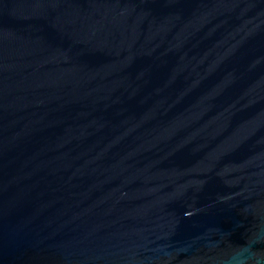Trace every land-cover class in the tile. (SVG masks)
Returning a JSON list of instances; mask_svg holds the SVG:
<instances>
[{"label": "water", "instance_id": "obj_1", "mask_svg": "<svg viewBox=\"0 0 264 264\" xmlns=\"http://www.w3.org/2000/svg\"><path fill=\"white\" fill-rule=\"evenodd\" d=\"M0 264H264V0H0Z\"/></svg>", "mask_w": 264, "mask_h": 264}]
</instances>
